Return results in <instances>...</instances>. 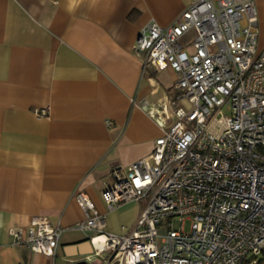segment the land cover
<instances>
[{
  "label": "built area",
  "instance_id": "2783aa9c",
  "mask_svg": "<svg viewBox=\"0 0 264 264\" xmlns=\"http://www.w3.org/2000/svg\"><path fill=\"white\" fill-rule=\"evenodd\" d=\"M257 36L253 0H189L171 25L150 22L137 34L133 53L143 68L172 70L176 95L147 109L161 130L150 153L112 170L101 191L109 212L146 200L130 232L106 231V215L75 194L85 218L74 229L92 233L91 252L75 262H264V53ZM61 232L35 217L9 234L14 246L53 258Z\"/></svg>",
  "mask_w": 264,
  "mask_h": 264
},
{
  "label": "crops",
  "instance_id": "0c3cea01",
  "mask_svg": "<svg viewBox=\"0 0 264 264\" xmlns=\"http://www.w3.org/2000/svg\"><path fill=\"white\" fill-rule=\"evenodd\" d=\"M253 1L264 53V0ZM188 4L0 0V264L79 260L69 247L92 233L74 229L85 218L77 192L106 215V231L132 230L143 206L109 212L100 194L112 170L150 153L161 130L147 109L176 95L174 72L143 68L132 46L150 22L167 27ZM35 217L62 230L53 258L12 244L9 231Z\"/></svg>",
  "mask_w": 264,
  "mask_h": 264
},
{
  "label": "water",
  "instance_id": "95a60500",
  "mask_svg": "<svg viewBox=\"0 0 264 264\" xmlns=\"http://www.w3.org/2000/svg\"><path fill=\"white\" fill-rule=\"evenodd\" d=\"M70 254L67 253L68 257H74L78 255H85L89 254L91 252L90 245L87 241L81 242L79 244H76L74 246L69 247ZM73 264H85L84 262H75Z\"/></svg>",
  "mask_w": 264,
  "mask_h": 264
},
{
  "label": "rangeland",
  "instance_id": "374dc122",
  "mask_svg": "<svg viewBox=\"0 0 264 264\" xmlns=\"http://www.w3.org/2000/svg\"><path fill=\"white\" fill-rule=\"evenodd\" d=\"M188 49H189V48H188ZM189 51H190V49H189ZM169 91L171 92V90H169ZM140 204H141L142 206H145V204H146V200L141 201ZM173 225H174V228H175V229L178 228V222H177L176 220L173 221ZM189 225H190L189 221L184 222V230H185V231H188V230H189Z\"/></svg>",
  "mask_w": 264,
  "mask_h": 264
},
{
  "label": "trees",
  "instance_id": "16d2710c",
  "mask_svg": "<svg viewBox=\"0 0 264 264\" xmlns=\"http://www.w3.org/2000/svg\"><path fill=\"white\" fill-rule=\"evenodd\" d=\"M260 264H264V262L260 263Z\"/></svg>",
  "mask_w": 264,
  "mask_h": 264
}]
</instances>
